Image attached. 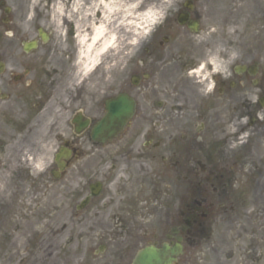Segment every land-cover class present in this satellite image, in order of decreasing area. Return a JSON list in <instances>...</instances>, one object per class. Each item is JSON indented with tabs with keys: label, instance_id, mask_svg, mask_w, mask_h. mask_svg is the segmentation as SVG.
I'll return each mask as SVG.
<instances>
[{
	"label": "flooded vegetation",
	"instance_id": "flooded-vegetation-1",
	"mask_svg": "<svg viewBox=\"0 0 264 264\" xmlns=\"http://www.w3.org/2000/svg\"><path fill=\"white\" fill-rule=\"evenodd\" d=\"M100 1L0 0V264H264V0Z\"/></svg>",
	"mask_w": 264,
	"mask_h": 264
},
{
	"label": "bare ground",
	"instance_id": "bare-ground-1",
	"mask_svg": "<svg viewBox=\"0 0 264 264\" xmlns=\"http://www.w3.org/2000/svg\"><path fill=\"white\" fill-rule=\"evenodd\" d=\"M126 4L123 3V0H101L100 7L103 10V15L106 16L107 19L114 18V25L116 24V30H118L121 25L122 27H130L134 26V12L133 5L129 7H125ZM103 30L98 29L97 33H101ZM111 39L105 42L103 48L109 44Z\"/></svg>",
	"mask_w": 264,
	"mask_h": 264
},
{
	"label": "clouds",
	"instance_id": "clouds-1",
	"mask_svg": "<svg viewBox=\"0 0 264 264\" xmlns=\"http://www.w3.org/2000/svg\"><path fill=\"white\" fill-rule=\"evenodd\" d=\"M7 35L11 36L12 33L9 32V33H7ZM203 69H204V64H201V65H200V68H198V69H194L193 71L195 72L196 75H200V73H201V71H202ZM216 71H221V69H220L219 66H214V67L212 68V72H216ZM190 74H191V73H190ZM205 78H207V73H205ZM213 87H214V83H213V82H209V83L207 84V87H206L205 91H206V92H211V91L213 90ZM252 99H253V101H255L256 97H253ZM260 118H261V119H264V115H262ZM246 120H247V118H245V121H246Z\"/></svg>",
	"mask_w": 264,
	"mask_h": 264
},
{
	"label": "rangeland",
	"instance_id": "rangeland-1",
	"mask_svg": "<svg viewBox=\"0 0 264 264\" xmlns=\"http://www.w3.org/2000/svg\"><path fill=\"white\" fill-rule=\"evenodd\" d=\"M125 3H126V6H125L126 8L129 7L130 5H133L132 3H127V1ZM133 9H134V7H133ZM124 29H125L126 32L131 30L130 27H126Z\"/></svg>",
	"mask_w": 264,
	"mask_h": 264
},
{
	"label": "water",
	"instance_id": "water-1",
	"mask_svg": "<svg viewBox=\"0 0 264 264\" xmlns=\"http://www.w3.org/2000/svg\"><path fill=\"white\" fill-rule=\"evenodd\" d=\"M97 132H98V131H97ZM156 260H157V264H161V263H160V258H157Z\"/></svg>",
	"mask_w": 264,
	"mask_h": 264
}]
</instances>
